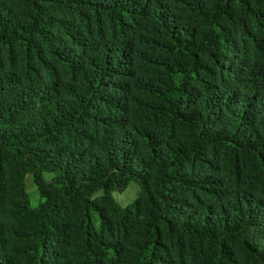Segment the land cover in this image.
Masks as SVG:
<instances>
[{
	"label": "trees",
	"instance_id": "trees-1",
	"mask_svg": "<svg viewBox=\"0 0 264 264\" xmlns=\"http://www.w3.org/2000/svg\"><path fill=\"white\" fill-rule=\"evenodd\" d=\"M0 264H264V0H0Z\"/></svg>",
	"mask_w": 264,
	"mask_h": 264
},
{
	"label": "rangeland",
	"instance_id": "rangeland-1",
	"mask_svg": "<svg viewBox=\"0 0 264 264\" xmlns=\"http://www.w3.org/2000/svg\"><path fill=\"white\" fill-rule=\"evenodd\" d=\"M49 177V176H47ZM25 189L29 195L30 203L32 207L37 205L38 201V191L33 183L31 174H26L24 177ZM139 194V188L137 183L130 182L127 187L122 191H113L112 196L121 205L126 206Z\"/></svg>",
	"mask_w": 264,
	"mask_h": 264
}]
</instances>
